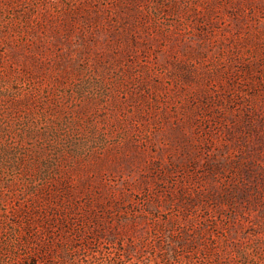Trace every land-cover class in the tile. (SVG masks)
<instances>
[{
    "label": "rangeland",
    "instance_id": "1",
    "mask_svg": "<svg viewBox=\"0 0 264 264\" xmlns=\"http://www.w3.org/2000/svg\"><path fill=\"white\" fill-rule=\"evenodd\" d=\"M0 264H264V0H0Z\"/></svg>",
    "mask_w": 264,
    "mask_h": 264
}]
</instances>
